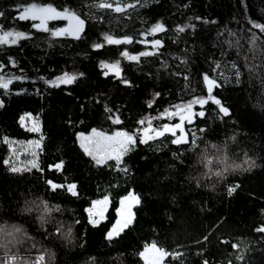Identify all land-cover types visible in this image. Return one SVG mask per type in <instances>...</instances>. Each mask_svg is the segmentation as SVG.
<instances>
[{"label":"trees","instance_id":"trees-1","mask_svg":"<svg viewBox=\"0 0 264 264\" xmlns=\"http://www.w3.org/2000/svg\"><path fill=\"white\" fill-rule=\"evenodd\" d=\"M31 2L51 4L58 11L68 7L82 18L89 13L87 7H82V0H0V11L6 12V18H0V25L5 30L15 28L32 33L31 39L0 46V62L5 64L3 72L29 78L15 82L9 95L0 89V99L4 101V107L0 108V262L18 250L23 258L9 264H33L27 252L31 248L32 253L40 249L38 255H44L46 264H80L89 256L96 257L99 264H144L136 253L143 251L145 245L156 243L166 251L182 252L184 264H201L203 259H208L210 264H264V234L256 232L264 225V85L255 79L249 83L245 75L238 85L232 74L222 69L230 82L221 81L223 86L214 91L230 108V118L221 121L214 106L209 104L205 106L206 123L196 119L194 124H186L190 138L195 133L200 151L207 153L209 167L200 163L199 153L185 156L183 147L171 145L170 135L138 145L128 153L123 158L127 174L93 167L90 158L74 143L76 132L87 134L92 128L108 133L136 132L147 126V123L138 124L141 118L159 117L166 108L174 110L172 105L186 102L193 95L206 94L201 73L218 74L211 72L214 65L210 61L221 60L223 66L224 62L236 59L235 50L221 57L217 32L224 33L221 39L228 38L225 29L235 32L244 37L242 43L247 47L246 40L252 34L248 31L249 20L264 24V0H149L145 7L124 14L93 8L91 14L98 24H91L94 27L88 36L80 40L54 38L51 46L48 33L31 27L38 21L13 20L15 4ZM197 16L202 19L196 20ZM205 19L215 23L205 24ZM56 21H51V26ZM157 21L165 24L166 31L146 37L163 41L154 57L129 61L118 56L119 49L115 46L96 53L91 48L95 36L108 33L132 36L133 45L138 52L142 51L143 45L135 41L144 39L139 33ZM184 24H194L195 30L186 29L185 33L177 34L176 26ZM252 31L259 35L258 30ZM9 57L16 61V67L8 64ZM185 58L189 61L187 66L180 63ZM100 61L109 64L119 61L123 78L130 85L121 83L114 75L105 76L106 68L100 66ZM162 62H167L166 69L161 67ZM66 68L84 71V78L73 85L70 94L66 95L62 89L45 90L48 87L39 77L51 79ZM20 88L26 92L17 95ZM105 105L111 113L104 111ZM25 113L39 120V133L29 131L22 124L20 117ZM109 115L119 116L120 123L113 124ZM177 119L163 117L153 119L152 124L175 123ZM198 127L207 131L201 134ZM41 136L44 139L36 158L43 171L12 173L10 166L4 164L13 154L5 137L20 144L40 140ZM213 144L218 147L213 148ZM173 152L184 159L183 165L174 160ZM248 158L255 162L251 168L245 163ZM61 160L64 161L61 171L49 167ZM226 167L229 170L222 178L214 175ZM209 172L197 187L196 179ZM48 179L65 185L75 182L79 199L70 197L65 190L53 191L46 184ZM235 185H238L236 191L228 196L227 189ZM130 190L141 197V203L134 207L136 218L109 245L105 233L111 227L109 221L114 222V206ZM103 195L111 199L107 219L93 227L83 209ZM32 201L58 205L62 211L53 213L52 217L65 224H70L73 218L79 220L74 226V238L42 237L40 213ZM29 208L32 210L28 211ZM52 217H46L49 224L45 228L49 231H54L50 228ZM197 241L201 243L197 245ZM241 241L244 259L238 261L235 257L240 252L231 244ZM80 244L84 245L83 249ZM169 261L171 257H166L163 264Z\"/></svg>","mask_w":264,"mask_h":264},{"label":"snow or ice","instance_id":"snow-or-ice-1","mask_svg":"<svg viewBox=\"0 0 264 264\" xmlns=\"http://www.w3.org/2000/svg\"><path fill=\"white\" fill-rule=\"evenodd\" d=\"M148 2L149 0H143V2H141V0H128V2H125V0H82V7H87L89 9V13L85 18H82L80 13L75 10H70L68 7H65L63 11H58L51 4H39L36 2L16 3L14 6L16 15L13 17V20L38 21L32 23L31 27L38 32L48 33L49 46H51L54 38L70 37L74 40H80L82 36H88L94 25H87L86 21L96 20V17L91 14V9L93 8L105 9L114 13L124 14L129 9L134 10L137 4H139L140 7H145ZM0 18H6L5 11H0ZM58 19L67 21V24L64 27H48L49 21ZM195 19L201 20L202 18L197 16ZM203 23H215V21H208L205 19L203 20ZM249 24L251 25V28L248 31L252 34L246 40L247 47H245V43H242L244 37L237 36L235 32L225 29L228 38L224 39H221V37L224 36V33L217 32V40L219 42L221 57H227L232 50H235L236 59L224 62L223 66L221 60L213 59L210 61V65H214L211 67V72L218 74L213 76L207 71L201 73L202 83L206 94L193 95L192 98L186 102L182 101L179 104L172 105L171 108L174 110L170 111L166 108L159 114V117L141 118L138 121V124L144 125L147 123V127H140L136 130V132L117 130L109 134L108 132L98 130L97 128H92L87 134L84 131L76 132L74 143H78L79 149L82 151L83 155L90 158L89 162L93 165V167L101 169L106 168L115 170L116 172L123 171L127 174L128 169L123 164V158L128 153L132 152L138 145H146L149 141L156 140L159 137H166V134H170L171 145L183 147L185 150V156L199 153L201 157L200 163L203 164L204 167H209L210 161L208 160L207 153L200 151L198 139L195 133H192L191 138H189V134L186 132L185 128V122L192 124L195 119H201L206 123L208 116L206 114L205 106L209 104L214 106V112L221 121H224L226 118H230V108L214 91V89H218L223 86L221 81L223 83L230 82L229 76H226L222 69H227L234 77V82L238 85L243 82V77L245 75H247L249 83L255 79L260 85H264V40L261 39V37H264V24L251 20H249ZM186 29H192L194 31L195 25H177L175 31L177 34L185 33ZM252 29L258 30L259 35H257L255 31H252ZM165 31L166 26L163 22L157 21L151 24L149 28L142 30L139 33V35L144 37V39L135 41L136 43L144 45V50L133 54L125 49L120 53V55L129 61H140L141 57L148 58L156 56L159 53L160 48L163 46V41L161 39L148 40L146 37L150 35L155 36L156 34ZM231 37H235V39H231ZM31 38L32 33L30 32L18 31L15 28L5 30L3 25H0V46L16 45L22 39ZM133 42V37L130 35L116 37L108 33H104L102 40L98 39L97 41L91 43V48L93 50H99L104 48L105 45H127L132 44ZM180 63L187 66L189 61L187 58L180 59ZM8 64L12 67H16V61L12 57L8 58ZM119 64V61L112 64L100 61V66L102 68L114 71L117 77L120 76ZM161 67L166 69L168 67L167 62H162ZM4 68L5 64L0 62V89L4 90V95H9V86L12 85L14 81H26L29 78L25 75L5 74L3 72ZM77 75L83 76L84 73L70 74L65 71L62 75H57L52 79H48L43 76L39 77V79L42 80L48 87L59 88L61 85L73 84L77 79ZM104 75L107 76L108 72L106 71ZM174 75L178 76L180 73H175ZM184 80L188 82L189 77L185 75ZM33 83H35V81H33ZM121 83L130 85L131 82L127 79H122ZM185 87H187V83L185 84ZM24 92H26V89L20 88L16 94L20 95ZM37 94H39V90H37ZM154 95L159 96L160 93H155ZM197 105L200 110L194 111V106ZM3 107L4 101L0 99V108ZM149 107H151V102H149ZM104 111L111 113L112 110L105 105ZM25 117H31V114L25 113L24 116L20 117V120L23 121ZM163 117H178L179 122L164 123L162 125L153 126V119ZM108 119L111 120L113 124L120 123L119 116L114 117L109 115ZM69 123L71 124V121H69ZM81 123H83V121H81ZM39 130L38 123H34L29 129V131L32 132H38ZM197 131L203 134L207 131V129L198 127ZM43 139L44 137L41 136L40 140H32L28 143L32 145L33 148L39 149L41 148V141ZM232 139L234 140L235 137H232ZM200 140L203 142L202 137ZM5 143H8L11 149V142L7 137H5ZM212 147L217 148L218 146L213 144ZM31 154L33 158L26 161L25 167H17L14 164H10L9 159H5L4 164L10 166L9 170L12 173L22 171L30 172L32 169H37L42 172L43 169L40 167L36 159V152L33 151ZM13 156H15V153H13ZM172 156L174 160H179L181 165L184 164V159L178 156L177 152H173ZM245 163L249 165V168L255 164L251 158L246 159ZM63 166V160L59 163H55L54 165H49L50 168H54L57 172L61 171ZM234 167L240 168L241 165H234ZM228 170L229 169L226 167L223 171L215 172L214 175L218 178H222L224 172H227ZM210 172L202 173L201 177L196 179L197 187L201 186V178L209 176ZM46 184L50 186L53 191L65 190L70 197L79 199V192L75 182L67 183L65 185L63 183H57L53 179H48L46 180ZM237 187L238 185L229 187L227 189V195L232 196ZM140 203L141 197L131 190L128 191L126 195L120 197L118 206H114V222L109 221L111 227L108 228L105 233V239L109 245L113 243L115 238L120 237L125 229L129 228V226L134 222L136 213L133 211V208ZM31 204L34 205L35 209L40 213L38 218L41 221L40 228L43 229V231L40 232L42 237L46 236L47 239L57 240H71L74 238V226L79 223V220L73 218L70 224H65L62 220L52 217L53 213L62 211L58 205L52 207L47 201H39V203L32 201ZM109 204L110 199L108 195H103L102 198L91 200L89 206L83 209V211L87 213V222L93 227L100 225L102 220L107 219L106 212L109 208ZM27 210L31 211L32 209L29 208ZM46 217H52L50 228H54V231H49L45 228V225L49 224V220L46 219ZM256 232L264 234V225L258 227ZM207 240L208 237L205 236L204 241ZM200 243V241H197V245ZM241 244H243V241L231 244L233 249L240 252V254L235 257L238 261L244 259ZM33 247H36V245L33 244ZM79 247L83 249L84 245L80 244ZM51 255L54 257L56 253L53 252ZM136 255L144 261V264H162L166 257H171V261H169L168 264H172L173 261H179V264H184V254L182 252L178 250L171 252L166 251L163 247H157L156 243L145 245L144 250L136 253ZM197 255H202V253H197ZM9 259L15 260L16 258L10 257ZM41 260H44L43 254L38 257L37 264ZM0 264H9V260L0 262ZM80 264H99V262L96 257L89 256L84 261L80 262ZM201 264H210V261L208 259H203Z\"/></svg>","mask_w":264,"mask_h":264},{"label":"flooded vegetation","instance_id":"flooded-vegetation-1","mask_svg":"<svg viewBox=\"0 0 264 264\" xmlns=\"http://www.w3.org/2000/svg\"><path fill=\"white\" fill-rule=\"evenodd\" d=\"M141 1H143V0H141ZM125 2H128V0H125ZM140 5L139 4H137L136 5V8H138ZM129 10H132V9H129ZM129 10H127V11H129ZM53 21H55V20H53ZM51 21H49L48 22V27L49 28H57V27H64L66 24H67V21H65V20H61V19H58L56 22H58V25L56 26V22L53 24V26H51V23H50ZM86 24L87 25H91V24H98L97 23V21L96 20H94L93 22H90L89 20H87L86 21ZM113 36H116V35H113ZM121 36H124V35H119V36H116V37H121ZM84 36H82V38H83ZM61 39H66V40H72V38H70V37H61ZM99 39V40H102L103 39V36L102 37H100V36H98L97 38H96V36L94 37V40H93V42L94 41H97V40ZM74 40V39H73ZM111 46H115L117 49H119V57H121V55H120V53L122 52V51H124L125 49H127L130 53H133V54H135V53H138V50L136 49V45H133V43L132 44H127V45H105V47L104 48H102V49H99V50H93V52H95L96 53V51H101V50H106V49H108V48H110ZM145 46L143 45V47H141V49H143ZM65 71H67V72H69L70 74H78V73H84V71H79V69H75V68H66V69H64V71L63 72H65ZM108 72V75H114V76H116V74H115V72L114 71H109L108 69H106L105 71H104V73L105 72ZM63 72H62V74H63ZM62 74H60V75H62ZM117 77V76H116ZM84 78V75L83 76H79V75H77V79L74 81V83L73 84H71V85H61L59 88H52V87H48V88H46L45 90H47V91H53V90H55V89H62V91L66 94V95H68L69 93H70V89L73 87V85H75L77 82H79L80 80H82ZM118 78H120L121 80L122 79H124L123 78V73H122V69H120V76L118 77ZM52 79V78H51ZM15 82H17V81H14L13 82V84L15 83ZM20 82H23V81H20ZM12 84V85H13ZM12 85H10L9 86V89H11V87H12ZM194 111H199L200 109H198V108H194L193 109ZM166 118V117H165ZM179 122V118L177 119V121H175V123H178ZM167 123H169V122H167ZM173 123V122H172ZM145 127V126H144Z\"/></svg>","mask_w":264,"mask_h":264},{"label":"rangeland","instance_id":"rangeland-1","mask_svg":"<svg viewBox=\"0 0 264 264\" xmlns=\"http://www.w3.org/2000/svg\"><path fill=\"white\" fill-rule=\"evenodd\" d=\"M21 122L28 129H30L34 123H38L39 129L41 128L39 120L33 116L25 117V119ZM39 132H40V130L38 131V133ZM109 134H111V133H109ZM36 140H39V139H36ZM41 144H42V142H41ZM11 149H12V152L15 153V156H13V154H12V159H10V162L14 165H17L18 167H25L26 161L31 160L33 158L31 153L33 151H35L36 154H38L39 150H40V148L39 149L33 148L32 145H30L28 142L27 143H20V144H17L15 142L11 143ZM17 157H18V159H17ZM36 157H37V155H36ZM109 199H110V197H109ZM110 204H111V199H110ZM110 204H109V207H110ZM108 210H109V208H108ZM108 210H107V212H108ZM133 211H134V208H133ZM107 212H106V216H107ZM39 256H41V255H38L36 257V264H37ZM10 257H11V255L8 256L9 262H15L18 259L19 260L22 259L23 255H19V257H16L15 260H10L9 259ZM42 261H43V264H46L45 258H44V260L39 261L38 264H41ZM163 263H164V261L162 262V264Z\"/></svg>","mask_w":264,"mask_h":264},{"label":"clouds","instance_id":"clouds-1","mask_svg":"<svg viewBox=\"0 0 264 264\" xmlns=\"http://www.w3.org/2000/svg\"><path fill=\"white\" fill-rule=\"evenodd\" d=\"M42 230V229H41ZM39 251H40V249H37V252L36 253H32L31 252V248H28L27 249V252L30 254V256L33 258V264H34V257L36 256V255H38L39 254ZM19 255H20V253H19V251L17 250V251H14V252H11V257H19ZM41 264H43V261L41 262Z\"/></svg>","mask_w":264,"mask_h":264},{"label":"water","instance_id":"water-1","mask_svg":"<svg viewBox=\"0 0 264 264\" xmlns=\"http://www.w3.org/2000/svg\"><path fill=\"white\" fill-rule=\"evenodd\" d=\"M195 121H196V119L193 121V123L192 124H194L195 123ZM186 124H188L187 122H185V128H186V132L189 134V132H188V130H187V127H186ZM192 124H190V125H192ZM147 127V126H146ZM166 135H170V134H166ZM159 138H161V137H159ZM189 138H190V135H189ZM158 139V138H157Z\"/></svg>","mask_w":264,"mask_h":264}]
</instances>
